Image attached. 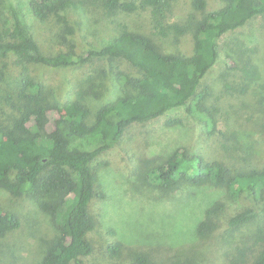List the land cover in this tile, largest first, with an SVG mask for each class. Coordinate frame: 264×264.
I'll return each mask as SVG.
<instances>
[{
    "label": "trees",
    "instance_id": "1",
    "mask_svg": "<svg viewBox=\"0 0 264 264\" xmlns=\"http://www.w3.org/2000/svg\"><path fill=\"white\" fill-rule=\"evenodd\" d=\"M180 1L140 0L137 4L127 0H89L111 19L115 29L100 48L83 54H77L67 35L73 34L69 14L84 12L85 0H22L18 6L8 4L6 14L0 10V59L15 58L22 76L12 108L14 118L8 122L0 118V191L13 197H29L54 219L58 236L48 246L41 264H84L82 258L92 253L86 237L95 227L90 206L95 197H101L96 192L98 176L92 162L119 142L130 125L151 122L184 108L205 127L213 126V119L204 108L208 89L200 87L218 61L219 40L255 18L264 19V0H216L219 7L209 0H188L197 14L192 24H168L166 13ZM138 7L150 9L155 35L177 45L190 34V53L162 51L148 36L132 31L121 21L120 13H131ZM26 13L40 24H59L63 31L59 38L68 44V50L45 54L26 22ZM113 59L127 61L140 76L112 73L115 97L95 113L88 102L105 89L95 74L79 85L73 99L60 106L48 98L46 87L27 72L31 65L60 68ZM231 69L239 80V91H253L264 109V77L258 65L245 60ZM52 113L56 118L52 119ZM90 139H98L101 146L88 151L84 143ZM143 181L162 192H175L182 187L221 190L227 204L244 194L260 201V212L245 209L229 219L228 225L233 229L264 215V163L259 168L237 169L219 160L208 161L177 150L147 170ZM61 194V199L51 201L54 195ZM222 208L217 203L207 209L205 221L197 226L200 236L211 233V220ZM19 228L16 214L0 211V239ZM257 234L260 249L251 261L242 264H264V228H259ZM110 251L115 254L118 247H110ZM134 264L151 263L146 257L137 256Z\"/></svg>",
    "mask_w": 264,
    "mask_h": 264
},
{
    "label": "rangeland",
    "instance_id": "2",
    "mask_svg": "<svg viewBox=\"0 0 264 264\" xmlns=\"http://www.w3.org/2000/svg\"><path fill=\"white\" fill-rule=\"evenodd\" d=\"M21 1L0 0V10L6 14L8 4L18 6ZM127 1L139 4L140 0ZM85 2L84 12L69 14L73 34L67 38L75 45L77 54L100 48L115 29L103 11L89 0ZM209 2L220 6L216 0ZM150 13V9L138 7L131 13H120L119 18L132 31L152 39L162 51L189 54L191 35L177 45L171 39L155 35ZM195 15L189 1L181 0L172 5L165 21L189 25ZM26 22L45 54L68 50V44L59 38L63 33L59 24L54 21L40 24L27 13ZM219 53L217 63L200 87L208 89L204 108L213 119V126L205 127L180 108L151 122L130 125L119 142L92 162L98 176L96 192L101 197H95L90 206L95 227L86 236L92 253L82 258L84 264H134L137 256L146 257L151 264H242L257 254L261 245L257 232L264 228V215L240 228L228 225L229 219L240 211H261L260 201L250 194L227 204L221 190L182 187L175 192H162L143 181L147 170L177 150L186 155H200L208 161L219 160L237 169L263 165L264 109L253 91H239L241 86L231 67L246 60L258 65L264 77V19L255 18L223 35ZM118 71L130 77L140 76L135 67L122 59L93 60L85 65L60 68L27 67L28 75L42 83L48 98L60 106L73 99L79 85L95 74L106 90L89 100L94 113L115 97L111 74ZM0 73V118L8 122L15 116L12 108L16 105L21 69L10 56L0 59ZM51 117L56 118V114ZM100 146L98 139L84 143L88 151ZM62 197L63 194L54 195L51 201ZM217 203L223 208L211 220V233L200 236L198 224L205 221L207 209ZM0 211L14 213L20 219V228L0 239V264H41L48 246L58 236L54 219L29 197H13L3 191H0ZM113 246L118 247L115 254L110 251Z\"/></svg>",
    "mask_w": 264,
    "mask_h": 264
}]
</instances>
